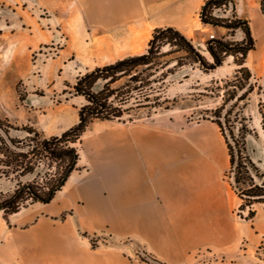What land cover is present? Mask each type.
Wrapping results in <instances>:
<instances>
[{"label": "rangeland", "instance_id": "rangeland-1", "mask_svg": "<svg viewBox=\"0 0 264 264\" xmlns=\"http://www.w3.org/2000/svg\"><path fill=\"white\" fill-rule=\"evenodd\" d=\"M247 14L255 40V50L246 58L253 87L233 115L242 108L256 132L247 138V146L264 171L259 114L260 105L264 109V20L255 5ZM214 16L233 20L232 7L214 10ZM64 34L65 27L51 11L29 1L0 0V118L12 126H32L49 137L78 122V110L86 102L74 96L76 80L62 82L53 62L65 43ZM212 34L222 38L220 33ZM243 39L237 30L227 40L235 44ZM170 49L165 46L162 52ZM183 55L174 53L164 60ZM202 55L211 61L207 52ZM236 68L232 57L208 72L197 64L183 65L165 83L168 103L164 105L169 109L136 108L132 100L129 114L119 121L93 122L82 137L78 170L52 204L28 205L12 223L4 222L0 212V248L19 242L18 262L27 264H208L211 259H224L225 255L211 254L208 249L188 250L179 216L201 202L204 210L219 211L225 220H231V215L236 222L241 219L237 215L240 201L225 177L229 168L226 146L212 113L226 92L242 94L235 88L243 83V76L233 77ZM10 135L26 137L21 130H11ZM34 178L26 175L20 182ZM16 186L15 177L0 176L1 194H11ZM220 195L228 209L217 207ZM68 198L71 201L62 206ZM261 207L255 205L254 210ZM168 211L174 217L166 216ZM36 223L44 238L37 245L25 243L24 230ZM240 245L243 248L244 242ZM257 251L264 255V241Z\"/></svg>", "mask_w": 264, "mask_h": 264}, {"label": "trees", "instance_id": "trees-1", "mask_svg": "<svg viewBox=\"0 0 264 264\" xmlns=\"http://www.w3.org/2000/svg\"><path fill=\"white\" fill-rule=\"evenodd\" d=\"M228 6L232 7L233 20L214 16V10ZM259 10L264 20V0H259ZM199 17L204 25L227 30L228 38L206 41V52L211 61L179 31L173 28L156 29L146 53L95 68L76 79L72 87L74 96L83 97L86 104L78 110V122L62 134L46 137L32 126L14 127L7 119L0 118V176L15 177L17 180L11 194L0 193V212L4 220L28 205H47L53 201L71 174L78 170L82 137L93 122L119 121L129 114L131 108L128 106L132 100L136 108L148 107L151 111L169 109L164 105L168 103L164 93L169 75L186 64H197L204 72L213 71L221 67L228 57H232L237 66L234 79L243 76V83L235 86L243 92L238 97L235 90L226 92L222 104L212 112L213 123L219 128L226 146L229 168L225 177L240 201L237 215L245 220L254 218V206L264 205V171L252 159L247 146V138L256 136V132L250 128L242 108L233 113L238 103L252 91L250 80L253 77L246 66V58L249 52L255 50V40L249 20L236 14L234 0H205ZM237 30L242 31L244 39L233 44L227 39ZM165 46L171 49L162 52ZM178 52L184 55L164 60ZM172 63L174 65L169 68ZM153 76L156 78L152 79ZM121 80L125 81L114 86ZM98 83L101 84L96 89ZM262 93L264 95V87ZM234 99L235 102L228 106ZM145 103L149 106H143ZM259 114L264 132L262 105ZM11 130H21L26 137H13ZM26 175H35V178L32 182H20V178ZM244 212H247L245 216Z\"/></svg>", "mask_w": 264, "mask_h": 264}, {"label": "crops", "instance_id": "crops-1", "mask_svg": "<svg viewBox=\"0 0 264 264\" xmlns=\"http://www.w3.org/2000/svg\"><path fill=\"white\" fill-rule=\"evenodd\" d=\"M20 1H29L38 9L51 11L65 27V43L53 62L61 81L67 83L95 68L146 53L156 29L173 28L179 31L202 54L206 52L207 35L210 36L212 31L228 38L227 30L201 23L199 15L205 0ZM234 1L236 14L241 19H250L247 10L254 5L259 10V1ZM70 201L69 198L64 199L62 206ZM216 203L217 207L228 209L221 195ZM167 208L172 210L176 206ZM18 213L7 221L2 220L12 223L11 219ZM173 215L172 211H168L166 216L171 218ZM179 219V225L188 238V250L208 249L211 254L225 255L224 259L207 261L208 264H264L263 253L257 251L261 241H264V205L256 209L252 220L240 219L236 222L233 215L231 220H225L221 212L204 210L201 202H197L193 211L181 213ZM24 231L23 241L30 245H37L44 238L39 223L30 225ZM241 242H244L243 248ZM18 246L19 242L10 241L5 248H0V264H27L18 262Z\"/></svg>", "mask_w": 264, "mask_h": 264}, {"label": "built area", "instance_id": "built-area-1", "mask_svg": "<svg viewBox=\"0 0 264 264\" xmlns=\"http://www.w3.org/2000/svg\"><path fill=\"white\" fill-rule=\"evenodd\" d=\"M209 37L210 39H215V36L213 34H211Z\"/></svg>", "mask_w": 264, "mask_h": 264}]
</instances>
